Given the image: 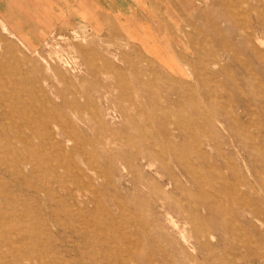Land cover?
<instances>
[{"label":"rangeland","instance_id":"rangeland-1","mask_svg":"<svg viewBox=\"0 0 264 264\" xmlns=\"http://www.w3.org/2000/svg\"><path fill=\"white\" fill-rule=\"evenodd\" d=\"M140 3L0 16V264H264V0Z\"/></svg>","mask_w":264,"mask_h":264},{"label":"crops","instance_id":"crops-1","mask_svg":"<svg viewBox=\"0 0 264 264\" xmlns=\"http://www.w3.org/2000/svg\"><path fill=\"white\" fill-rule=\"evenodd\" d=\"M140 1L0 0V16L8 19L11 25L21 26L22 33L30 35V38L35 41L41 40L42 31L48 29L50 24L64 28L87 24L93 28L105 24V21L110 24L119 22L132 34L129 21L131 16H147V12L141 10ZM22 7L28 11L31 19L26 16ZM53 15H58L61 21H52Z\"/></svg>","mask_w":264,"mask_h":264},{"label":"bare ground","instance_id":"bare-ground-1","mask_svg":"<svg viewBox=\"0 0 264 264\" xmlns=\"http://www.w3.org/2000/svg\"><path fill=\"white\" fill-rule=\"evenodd\" d=\"M156 16V15H155ZM137 148V147H136ZM126 258V257H125Z\"/></svg>","mask_w":264,"mask_h":264}]
</instances>
